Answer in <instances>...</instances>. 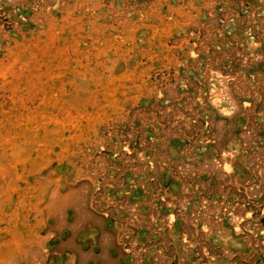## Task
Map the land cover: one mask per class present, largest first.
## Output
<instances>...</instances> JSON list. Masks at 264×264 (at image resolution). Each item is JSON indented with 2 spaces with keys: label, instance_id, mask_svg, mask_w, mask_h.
Here are the masks:
<instances>
[{
  "label": "rangeland",
  "instance_id": "rangeland-1",
  "mask_svg": "<svg viewBox=\"0 0 264 264\" xmlns=\"http://www.w3.org/2000/svg\"><path fill=\"white\" fill-rule=\"evenodd\" d=\"M0 264H264V0H0Z\"/></svg>",
  "mask_w": 264,
  "mask_h": 264
}]
</instances>
